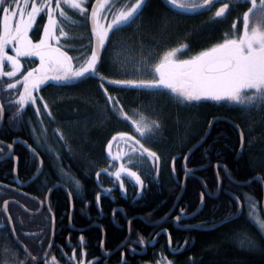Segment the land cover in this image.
Returning <instances> with one entry per match:
<instances>
[{
    "label": "trees",
    "instance_id": "16d2710c",
    "mask_svg": "<svg viewBox=\"0 0 264 264\" xmlns=\"http://www.w3.org/2000/svg\"><path fill=\"white\" fill-rule=\"evenodd\" d=\"M131 1L133 0H130V2ZM37 2H39V0H37ZM91 2L92 0L86 5L88 10ZM112 2L116 8H119V6L124 4L125 0H112ZM230 5L231 7L234 6L227 13L228 17L226 19H213V16H211L208 20H204L196 16L178 17L167 12L160 0H146L141 13L136 18L139 21L137 24L141 26V30H143L140 37L143 39L148 38L150 42H155L153 46L161 42L165 44L171 41L179 42L185 39L189 46V52L194 53L205 47L221 42L224 38V34L230 32L229 23L232 24L234 20L233 17L237 16L243 9V6L241 7L237 2H230ZM65 10L76 23L74 24L70 20L60 18L65 31L68 32L69 35L68 37H61L57 46L61 47L62 44L64 51H67L68 54L74 58L86 57L90 55L92 46L88 18L81 16L67 6H65ZM106 15L109 18L110 14L106 13ZM46 18V14L37 16L36 22L33 24L31 31H29V35L32 38L37 39L41 36ZM126 27L127 26H125V28ZM58 34L57 32V35ZM135 35L137 36V32ZM164 41L166 42L164 43ZM32 60L37 63V59ZM102 60V75L107 76L111 80L118 79L114 76L117 75V73L108 65L103 56ZM78 63L79 61L74 60V64ZM89 79L84 80L80 85L75 84L76 86L70 89L64 87V92L68 91V95H64V92L62 95H59L60 91H54L50 87L49 89L48 87L45 89L46 85L57 86L56 84L58 81L55 80L47 81L39 90L40 93L49 90L48 96L44 97H47L49 101L54 104V122H63V114L66 110L69 116L68 120L76 126L69 131L64 126L61 127L62 124L60 123L61 126L58 125L56 129L63 132V141L60 142L56 139L59 142L56 141L54 148L60 153L65 162L63 165H60V167L62 169H70L68 172L70 175L79 179L84 190H88L89 187L93 188V185H90L92 181L90 162H95L99 159L102 141L105 135L110 131L111 126L108 123L115 118L116 114L114 106L113 108L110 107L108 110L106 102L102 99V94L99 89L101 83L100 78ZM7 83L11 82L7 81V79H3L2 82H0L2 86ZM18 88L22 90V85L18 86ZM109 88L111 91L110 85ZM126 90L128 92H123L120 98L129 113H134L138 116V113H145L148 115L150 111L158 114L160 117L162 137L160 139L158 138L156 146L162 156L163 162L159 176H155L151 166L148 165V173L143 176L144 189L141 196L136 199L134 203L118 197L116 204L123 205L128 216H136L132 219L130 225L131 239L137 238L138 236L148 239L150 238L148 234L154 233L159 227L166 228L167 234L165 232L159 234L158 239L148 248L144 255L133 254L130 256L123 250L125 256L120 258V251H118L115 255L117 258V262L115 263L125 264L126 262V264H139L144 261L155 263L167 259L172 261L173 264H264V237L255 224L250 221L248 217V206L246 208V206L243 205L244 209L241 212L237 207L236 200L227 193L223 192L215 199L205 197L204 206L194 219L196 224H201L205 221V224L209 226L212 224L215 225L225 218L233 216L238 211L240 212V214L227 222L223 221L210 229H202V227L176 229L171 219H167L155 225L157 224L155 222L170 210L180 191L179 184L175 182L171 175L170 164L175 165L176 173L180 172L179 163L182 153L186 148H190V145L204 132L207 113L205 108H196V110L176 108L172 103H168L162 97L152 95L154 92H152L151 95H145L143 89L133 87L127 88ZM0 92L2 99H14L15 97L14 90H5L3 88ZM5 95H8V97H5ZM113 101L114 105L117 106L115 97ZM37 102L39 105L40 103L38 100ZM94 105L102 107L106 114L105 118L107 123L92 124L94 117L97 115ZM14 106L15 108L18 107V105L15 104ZM30 106L31 105L26 106L24 110L29 109ZM26 114L27 113L22 112L21 115L24 117V126L27 123V117H34L33 113ZM19 122L21 121L19 120ZM19 122H17V125ZM44 122L49 123L48 118L44 117ZM84 122L87 123L85 127H83ZM116 125L117 121L114 119L112 126L114 127ZM221 128L224 129V136L212 140L210 143L212 149L210 156L213 158H217V156L223 158L233 179L237 181H245L253 177L254 172H263L262 165L260 164L264 162V157L261 158L259 154L256 155L254 152H249L246 155L244 152L237 154L238 136L235 129L229 123H216L212 127L206 141L211 139V137L214 136L213 134L217 133ZM13 130L7 127L6 131L13 136ZM164 136L165 138L163 139ZM64 148L69 149L65 154L63 151ZM260 148H262V146H260ZM218 152L220 153L218 154ZM212 157L211 159H213ZM187 163L192 166L197 164L205 165V140L192 151L191 155L188 157ZM85 172L89 176H85ZM199 174L201 180L205 184V167ZM65 181L68 183V180ZM226 184V187L240 196L241 192H239L236 185L228 181H226ZM69 186L73 192V187L71 185ZM250 187L252 189L250 196L252 199L254 198L261 212L263 192L259 184L251 185ZM203 191V185L199 180L193 177L188 178L181 199L178 206L174 209L173 214H175L178 209H185L186 212H189L197 208L200 204V194L203 193ZM37 195L41 196V194ZM8 196L14 195L9 194ZM3 198L4 197L0 196V264H20L21 261L25 262V264H33V261L25 255L24 251L16 244L11 236L6 218L1 211V202ZM104 198L106 199V204H110L111 201L106 197ZM51 200L53 202L52 209L56 219L55 237L60 245H57L55 247L56 250H52L46 259L40 261V264H47L52 256L56 257L58 264H69L68 256L64 257L60 250L61 247L68 250L65 242L66 234L64 233L67 230V219L69 214L68 198L63 190L55 189L52 192ZM242 202L244 203V200H242ZM8 209L17 238L33 256H41L46 248L50 235L51 223L49 216L47 214H42L31 217L12 204ZM76 220L79 221V217L77 215L76 205H74L71 222L76 224ZM80 220L82 222L85 221L82 217H80ZM125 222V220H121L120 223L122 224V228L118 229L113 227L109 219H107L103 225L105 230L104 245L106 247L110 245L116 246L124 239L126 234ZM169 234L171 237V245H169ZM245 236L253 239L256 242V246H240L237 240L240 237L244 239ZM100 237L101 232L99 228L96 227L90 230L88 234V241L91 244L90 252L96 254ZM91 256H94V254ZM71 264H73L72 261ZM98 264L102 263L99 262Z\"/></svg>",
    "mask_w": 264,
    "mask_h": 264
},
{
    "label": "snow or ice",
    "instance_id": "6c2138e0",
    "mask_svg": "<svg viewBox=\"0 0 264 264\" xmlns=\"http://www.w3.org/2000/svg\"><path fill=\"white\" fill-rule=\"evenodd\" d=\"M89 2L90 0H39V2L37 0H22V2L21 0H0V78H15L20 73L19 79L3 85L5 90L15 92L14 99L7 101L9 105H18L13 119L20 117L26 106L36 105L38 99L43 101V97L34 95V92H39L41 86L47 81H78L89 75L99 76L100 52L109 41L110 34L133 23L141 13L146 0H134V2L125 0L119 8L115 7L112 0H96V3L92 4L90 14L86 7ZM247 2L250 7L242 14V28L234 22L230 32L224 34L221 42L186 59H178L177 53L186 51L189 47L187 44H181L177 48L165 51L153 66L144 64L142 69H136L137 73L141 71L150 73L152 79L108 80V83L137 89H167L182 104L211 99L247 109L258 105L264 106V0H247ZM164 3L171 10L179 12H194L198 9L211 11L219 3L220 6L216 8L213 19L223 18L230 11V2H222V0H164ZM65 6L91 21L94 43L91 46L90 55L86 57L74 58L62 47L57 46L61 37L69 35L60 18L76 23L68 15ZM42 13L47 15V23L43 26V35L34 42L29 36V30L36 22L37 16ZM106 13L111 15V19H108ZM10 44L13 45L14 55L8 54L7 49ZM30 56L38 57L40 63L37 67L22 73L20 58ZM74 60L79 63L74 64ZM5 62L10 65V71H4ZM99 78L102 81L100 86L103 88V81L107 78L103 76ZM20 85L22 90L18 88ZM104 91L107 93V89ZM108 99L112 101L113 98L109 96ZM43 108L51 116L47 102L43 103ZM114 110L131 121L140 138L127 132L116 133L108 142L109 166L114 171L110 172L108 168H104L96 175L97 179L102 173L108 175L113 179L114 185H118L120 191L126 193L125 181L122 177H126L141 189L144 185L141 175L133 170L134 166H138L145 158H150L158 165L160 157L155 151L145 147L141 140L151 139L154 132L160 128V124L156 120L148 119L143 113H138V118L133 119L123 111L122 106L114 105ZM3 112L4 105L0 104V118ZM36 113L40 115L39 107L36 108ZM56 131L59 132V130ZM60 135L63 138L62 134ZM115 141L126 145L127 150L114 153L112 145ZM7 147L11 148V145ZM32 151L35 153V149ZM0 155L6 154L0 152ZM116 162H119L118 166ZM69 179L74 180L72 177ZM74 183L78 188L79 181ZM112 190L104 189L108 193ZM96 199L99 203L100 193H97ZM234 199L239 200L238 197ZM246 199L250 201V220H253L264 234V220L259 218L255 202H252L250 197ZM8 203L9 201H4L5 211H7ZM203 203L204 194L201 193V204ZM183 216L182 209L181 215L176 217V222H179ZM232 218L234 217L225 218V222ZM80 240L83 241V236ZM136 243L143 245L145 241L140 238ZM244 243L249 247L256 246V242L248 236L242 240V244ZM169 245H171L170 234ZM25 253L33 264H40V260L27 253V249ZM75 255L73 250L72 256L68 257L69 264L75 259ZM20 264L25 262L21 261ZM47 264H58V261L55 256H52ZM91 264H98V261H93ZM167 264H173V262L169 260Z\"/></svg>",
    "mask_w": 264,
    "mask_h": 264
},
{
    "label": "flooded vegetation",
    "instance_id": "af4514ba",
    "mask_svg": "<svg viewBox=\"0 0 264 264\" xmlns=\"http://www.w3.org/2000/svg\"><path fill=\"white\" fill-rule=\"evenodd\" d=\"M21 2H22V0H21ZM222 2H228V1L222 0ZM239 5L241 7L243 6V9L240 11V13L237 14V16L233 17L234 20L233 19L232 20H233V23L234 22L237 23L239 28H242V14L245 10H247L248 7H250V4L247 2V0H241L239 2ZM219 6H220V4L217 3L215 5V7H213L211 9V11H207V12L202 13L200 15H196V17H202V16L206 17V16H209L210 14H212V16H213L216 8H218ZM232 7L230 5V10L232 9ZM166 10L170 14L175 15V13L170 12L168 9H166ZM42 14H46V13H42ZM176 16H178V15H176ZM227 17H228V14L221 19H226ZM233 23L232 24L229 23L230 29H231ZM186 41L187 40L182 39L179 42L172 43L170 46H167L168 44H166L164 47H161L162 50L154 49V51H155L154 55L157 54L160 58L165 51L170 50L171 48H177L181 44H188V43H186ZM208 47H210V46H208ZM208 47H205V48H208ZM12 48H13V45L10 44L8 46V49H7L8 53L13 54ZM205 48H203V49H205ZM203 49H201V50H203ZM201 50H199V51H201ZM158 51H160V53H158ZM199 51L191 53V52H189V49L187 48L186 51H182L180 53H177L176 58L186 59L189 56H191V55H193ZM179 57H183V58H179ZM159 58L157 59L156 62H158ZM102 63H103V60H101L99 66H98V73H99V76L106 77L107 79L103 81V88L101 86L99 88L101 94L106 96L110 92L113 93L115 100H116V104L118 102L117 107L122 106L123 111L126 112L129 116L130 113L128 112L127 108L125 107V104L123 102H121L120 95H123V92L125 93V91H127L126 90L127 88H133V87L126 86V85L118 86L119 84L108 83V80H111V79H109L105 75H102V71H101ZM106 69H108V68H106ZM10 70H11L10 65L7 62H5L4 71H10ZM99 76L89 75L84 80H87L89 78H91V79L92 78H98ZM15 78H17V77H15ZM15 78H9L8 79V77H4V79H7V81H9V82H14ZM17 79H19V78H17ZM0 80H1L0 82H2L3 79L0 78ZM84 80L78 81V82L77 81L57 82V84H56L57 86H55V85L47 86L46 85L45 89H47V87H48V89H49V87L52 88V90H54L55 88L56 89L64 88L65 85H67V84L80 85V84H82V82ZM112 80H120V79H112ZM90 81H92V80H90ZM101 83H102V81H101ZM101 83H100V85H101ZM109 85L111 87V91H110ZM1 89H3L2 84H0V90ZM104 89H107V94L105 93ZM153 92L154 93L152 95H154V96L158 95V96L162 97L168 103H172L176 108H180V109H184V110H186V109L187 110H196V108L197 109L205 108V111L207 113V117L205 120L204 132L208 128L210 121L213 118H220V117L227 118V119L231 120L232 122H234L239 127L241 134H239V131L234 127V125L229 120L215 119V121L211 124L210 130H209L207 136L205 137V165H203V164H197L194 166L189 165L187 163V160H188V158H187V160L185 162V168H183L182 161H183V158L185 156L187 149L189 148L188 147L182 153V157H181V160L179 163V168H180L179 171L180 172L176 173L174 164L173 165L170 164V168H171V175L173 176V179L175 180V182L177 184H179L180 189H181V183H182L183 177H185V183H186V180L188 178H192V177L196 178L197 180H199L201 182L202 180H201L199 172L205 167V180L207 181V184L205 181V187H206L207 191L206 190H205V192L203 191L204 198L207 197L209 199H215L223 192L227 193L233 199H234V197H238V198L240 197L241 199L239 198V200H237V199H234V200H236L237 207L242 212V210L244 209L243 205H245L247 207V202H249V200L246 198L250 197L252 199V197L250 196V194H251L250 192H252V189L250 186L259 184V187L261 188V190L263 192L262 184L260 181H258L256 179L250 181L249 183H247L245 185L236 184V182H240V181L233 179L229 168L227 167V165L223 161V158H221L220 156H217V158L216 157L213 158L212 156H210V152L212 150L210 147V143L212 142V140H215L218 137L224 136V132H223L224 129L223 128L219 129L217 131V133H214L213 134L214 136L212 135L213 137H211V139H208L206 141V138L208 137V135L210 134V132L212 130V127L216 123H229L235 129L237 136H238L237 154H241L244 152L246 155L249 152L250 153L254 152L256 155L259 154V156H261V158L264 157V106L258 105L254 108L247 109V108H244L241 106L230 104V103L225 102V101H214L211 99H204V100H201L198 102H192L190 104H182L176 99L175 95L170 93V91L167 89L153 90ZM48 94H49V90L48 91L45 90L44 93H39V97L42 96L43 101L40 102V100L38 99V101L40 103L39 105L37 102L36 105H31L29 109L23 111V112L27 113L26 115H28V113L34 114L33 118L27 117V121H26L27 123L25 124V126L23 124V118L24 117L20 116L16 119H13L14 113L16 112V108H15L14 104L9 105L7 103V101L9 99H2L0 96V101L4 105L3 123L0 126V152H2L3 154H6V155H0V158H2V159H0V196L4 197L2 199V202L5 200H8V199H12V200H15L17 203H19L21 206H23L25 209H27L29 211H36L40 208L41 209L40 213H38L36 215H31L28 212H26L25 210H23L22 207L16 203H10L8 205V208L11 204L16 206L20 211H22L23 213H25L31 217L39 216L42 214L43 215L47 214L49 216L50 223H52L51 214L53 215V217H54V238H53V242L51 244V247H50V250L48 253V255H49L52 250H54V251L56 250L55 247L57 245H60L58 240H56V237H55L56 219H55V215H54V212L52 209V206H53V204H52L53 202L51 200L52 192L55 189L63 190L66 193V196L68 198V194H67L66 190L60 185L55 186L50 192H49V189L52 185H54L56 183H61L68 188V190L71 194V198H72V206H73L72 212H73L74 205H76L77 215L79 217V221L76 220L77 221L76 224H73L71 222V219H70V222H69V219H67V230L64 233L66 234L65 242L67 244L68 250H66L64 247H61V249H60L62 251V255L64 257L65 256L71 257L73 254V250H75L76 255H75V259L72 260L73 264H91V262H93V261H98V263L101 262L102 264H116L115 262H117V258L115 257V255L118 251H120V258H123L125 256V253L123 250H125L127 255H130V256H132L133 254L144 255L147 252L148 248L151 247V245L153 243H155V241L158 239L159 234H162L164 232L167 234V229L159 227L154 233H149L148 235L150 236V238H148V239L143 238V240L145 241V244L141 245L139 243H136V241H138L141 237L138 236L137 238L131 239L130 225H131L132 220L129 223V230L130 231H129V237H128L126 243L115 253H113L109 256L103 255V251L104 252L111 251L114 248H116L126 238L127 233H128V220L131 216H128L126 214V212L124 210L125 207L123 205L116 204L117 203L116 200L118 199V197H120L122 199L129 200L130 202L134 203L136 201V199H138L141 196V193L144 189V185H143V188L141 189L139 186L134 185V183L129 181L126 177H122L125 181V188L127 190L126 193H122L120 191L118 185H114L113 179L111 177H109L108 175L102 173L100 175L99 179H97V175H96L97 172H100L101 169H104V166H105V168H108V166H109L108 153H107L106 149L101 148V153H104L105 155H107V157H106L107 159L105 161L100 156L99 159H97L95 162H90V170L92 172V177H91L92 181H91L90 185L92 184L93 188L89 187L88 190H84L83 185L80 182H79V187L77 188L75 186L74 181H79V179L77 177L70 175V173L68 172V170H70V169L67 170L65 168L62 169L60 167V165H63V163H65V162H64V159L61 157L60 153H58V151H56L54 148V145L57 141L56 139H58L60 142L63 141V139L61 138V135H60L63 132H60V131L57 132L56 131L57 130L56 127L58 125H60V123L54 122L55 117L53 116L54 115L53 106H51V102L49 101V99L47 97L46 98L44 97V96H48ZM5 97H8V95L7 96L5 95ZM44 98H45V100H44ZM44 102L48 103L49 110L51 111V116H49L47 114V112L44 110V108H43ZM107 102L109 104V105H107L108 110L110 109V107L113 108L114 101L112 100V101H107ZM37 107L40 108V115L39 116L36 113ZM115 112H116V114H115L114 119L117 121V125L114 127L112 126V122L114 119L108 123V124H110L111 127H110V131L105 135L104 139L107 138L109 141L118 132H127L130 135H137V138L139 139L140 137L135 132L131 121L125 119L122 115H120V113L118 111H115ZM144 116H146L150 120H156L160 124V128L154 132L153 137L151 139L141 140V142L145 144V147H148L152 151H155L157 153V155L160 157V159H159V162L157 165L150 158H145L143 161H141L139 163L138 166L133 167V170L137 171L141 175L142 180H143V176H145L146 173H148V170H147L148 165L151 166V168L153 170V174L155 176H159L160 171L162 169V162H163L162 156L160 155L158 148L156 146L157 145L156 142H157L158 138L160 139L162 137L161 119L158 116V114L152 113L150 111H149L148 115H146L144 113ZM44 117L48 118L49 123L44 122ZM134 117H135V119L138 118V116H134ZM19 120L21 122H19ZM17 122H19L18 125H17ZM7 127H10L11 130L14 129L13 130V136H11L10 133L6 131ZM62 131H63V129H62ZM204 132L190 145V147L201 138V136L204 134ZM164 138H165V136L163 137V139ZM59 141H57V142H59ZM24 143H27V145H29L31 148L35 149V153H33ZM113 143L121 144V146L126 147V145H122V143L119 141H115ZM9 144L12 145L10 153H9L10 148L7 147ZM107 145L108 144H106V146ZM260 146H262V148H260ZM126 150H127V147H126ZM63 151L65 154L66 151L67 152L69 151V149L64 148ZM113 152L115 153L116 151L113 150ZM219 153L220 152H218V154ZM211 157L213 159H211ZM171 162H172V160H171ZM116 163L118 166L119 162H116ZM15 164H16V178L17 179H15L14 175H13ZM260 165H262L263 172H254L253 176L260 175V177L264 181V162H261ZM39 168H40V172H39L38 176L34 180H32L31 182H28L30 180V178L32 176H34V174L39 170ZM108 169L110 172L112 170H114L111 167H109ZM84 174H85V176H89V175H87L86 172ZM178 174H179V176H178ZM69 177L74 178V180L69 179ZM65 180H68V183ZM226 181L231 182L232 184L237 186V188L239 189V192H241L240 196L237 195L236 193H234L228 187H226L227 186ZM242 181H244V180H242ZM202 182H201V184H202ZM185 183H184V188H185ZM208 184L210 187L208 186ZM69 185H71L73 187V189H74L73 192H72ZM109 188L113 189L111 191V193L104 191V189H109ZM183 191H184V189H183ZM48 192H49V194L47 197V204H46L45 198H46V195ZM97 193H100L99 203H97V199H96ZM216 193H217L216 196H212ZM9 194H13L14 196H8ZM37 194H41V196H39ZM89 194H90V196H89ZM104 197L108 198L111 201L110 204L109 203L106 204V199ZM180 199H181V197H180ZM180 199H179V201H180ZM242 200H244L245 204L242 202ZM179 201H178V203H179ZM68 202H69V198H68ZM200 202H201V194H200ZM178 203H177L176 207L178 206ZM203 206H204V203H203L201 209L203 208ZM69 209H70V205H69ZM106 209H107V211H106ZM116 209H119V211L114 212V210H116ZM196 209L197 208H195L194 210H191L189 212H186V210L183 209L184 210V216L179 222H176V217L181 215L182 209H178L175 214H173L174 213V210H173L167 219H171V221L173 222V225L176 229H186L187 227L201 228V227L207 226L205 224V221H204V223L196 224L194 219L196 218L198 213L201 211V209H200L199 212L195 213V215H192ZM8 212H9V209H8ZM236 214L238 215V214H240V212L238 211L234 215H236ZM71 216H72V214H71ZM80 217H82L83 220H85V221L82 222L80 220ZM107 219H109V222L113 227L118 228V229L122 228V224L120 223V221L125 220L126 221L125 222L126 223L125 224L126 225V234H125L124 239L116 246L110 245V246L106 247L104 245V240H103V251H102V248H101L102 234H104V239H105V230L103 228V225L105 224ZM167 219H165V220H167ZM162 222H160V223H162ZM160 223H157L155 225H158ZM155 225H152V226H155ZM96 227L99 228V230L101 232V237H100L98 248H97V251L95 254V253L90 252V245L91 244L88 241V234L90 233V230H92ZM50 233H51V226H50ZM81 236H83V241L80 240ZM49 241H50V235H49V239H48L46 248L49 244ZM94 245H95V243H94ZM46 248H45V250H46ZM132 249H134L135 251H131ZM141 252H144V253L140 254ZM93 254H94V256H91ZM48 255H47V257H48ZM156 263L157 262L152 263V262L144 261V262L139 263V264H156Z\"/></svg>",
    "mask_w": 264,
    "mask_h": 264
},
{
    "label": "rangeland",
    "instance_id": "374dc122",
    "mask_svg": "<svg viewBox=\"0 0 264 264\" xmlns=\"http://www.w3.org/2000/svg\"><path fill=\"white\" fill-rule=\"evenodd\" d=\"M226 1L231 2V3L232 2L239 3L241 0H226ZM131 2H134V0ZM211 16H212V14H210L209 16H206V17L202 16L200 18L204 19V20L205 19L208 20ZM178 17L183 18V17H187V16H178ZM108 19H111V15L109 16ZM137 22H139V21L136 19L132 24H130L126 28L122 27L118 31L111 33L110 39L106 43V46L104 48L103 58H105V61L108 63V65L110 67H112V69L117 73V75H114V76L120 80H125V79H152L153 77L150 73H146L143 71L137 73L136 69H138V68L142 69L144 64H147L149 66H153L156 63L157 59L159 58V56L157 54L154 55V53H155L154 49L162 50L161 47H164L166 44H168L167 46H170L172 43H175L172 41L169 43H165L166 41H164L165 44H163V42H161V43H158V44L153 46V44L155 42L153 43V42H150L148 40V38L143 39L140 37L142 35L141 32L143 30H141V26H139L137 24ZM46 23H47V18H46ZM123 28H125V29H123ZM31 29L29 31H31ZM136 32H137V36L135 35ZM42 35H43V30H42L41 36ZM40 37L37 39H34L30 36V38L34 42L39 40ZM151 41H152V39H151ZM53 43H55V41H53ZM61 47L63 48L62 44H61ZM12 49H13V54L8 53L9 55L15 54L14 48H12ZM158 53H160V51H158ZM179 58H183V57H179ZM32 59H37V63H35ZM20 60H21V65H22V68H21L22 73L27 72L31 68L37 67L40 63L39 58L34 57V56L21 57ZM16 77L20 78V73H18ZM2 79H4V77H2ZM113 84H115V83H113ZM75 86H76L75 84H67V85H65V88L70 89V88H73ZM118 86H121V85H118ZM57 90L60 91L59 95H62L65 89H63V88H58V89L55 88L54 89V91H57ZM153 90L154 89H143V92L145 95H151ZM39 93H40V91L34 92V95L39 97ZM64 95H68V91L64 92ZM109 96H111L114 99V95L111 92L109 94H107L106 96L102 95V99H104V101L106 102L107 105H109L107 102V101H109V99H108ZM62 97H61V99H62ZM53 105L54 104H52V102H51V106H53ZM94 109H95V113H97V115L94 117L92 124H99V123L105 124V123H107L106 118H105L106 114H105L104 110L102 109V107L101 106L99 107V105H97V106L94 105ZM67 114H68V112L65 110L64 114H63L64 121L63 122L60 121V123L62 124V126L61 125L60 126L61 127L64 126L67 130L70 131V130H72V128H74L76 126H75V124L73 125V123L68 120L69 116ZM129 116L132 117L133 119H135L134 116H136V115L134 113H130ZM70 123H72V124H70ZM85 126H87L86 122H84L83 127H85ZM108 142L109 141L107 138L102 141V148L106 149L107 153H108V145L106 146V144H108ZM113 150H115V151L126 150V147L121 146V144L113 143L112 151ZM100 156L102 159H104L106 161L107 155H105L104 153H101ZM109 167L110 166H108V168ZM104 168H105V166H104ZM112 171H114V170H112ZM251 201L255 202L254 198L251 199ZM247 203H248L247 204L248 208L247 207L246 208L250 211V201ZM255 204H256V212L259 215V218L264 220L260 210L258 209V205L256 202H255ZM248 217H249V212H248ZM250 221H252L255 224V226L258 228V230L261 232L258 225L253 220H250ZM261 234H262V232H261ZM262 235L264 237V234H262ZM242 240H244V239H242L240 237L237 240L238 244L240 246H246L247 245L246 243L242 244ZM167 261H169V260L164 259V260L158 261L156 264H167Z\"/></svg>",
    "mask_w": 264,
    "mask_h": 264
},
{
    "label": "water",
    "instance_id": "95a60500",
    "mask_svg": "<svg viewBox=\"0 0 264 264\" xmlns=\"http://www.w3.org/2000/svg\"><path fill=\"white\" fill-rule=\"evenodd\" d=\"M160 2L162 3V5L166 8V9H168L170 12H172V13H175L176 15H180V16H196V15H200V14H202V13H205L206 11H202V10H196V11H194V12H179V11H174V10H171L170 9V7L169 6H167L165 3H164V0H160ZM94 3H96V0H93V2H92V4H94ZM92 4H91V6H90V9H89V14H90V11H91V7H92ZM88 22H89V27H90V31H91V21H90V19H88ZM92 35V34H91ZM92 43H94V39H93V37H92ZM100 56H101V58H102V50H101V52H100ZM101 61V60H100ZM99 64H100V62H99ZM99 64H98V66H99ZM79 81V80H78ZM0 104H2L1 103V101H0ZM215 119H225V120H229V119H227V118H224V117H220V118H213L211 121H210V124H209V126H208V128L206 129V131L204 132V134L201 136V138L197 141V142H195L188 150H187V152L185 153V156H184V158H183V161H182V166H183V168H185V162H186V160H187V158H188V156L192 153V151L196 148V147H198L204 140H205V137L207 136V134H208V132H209V130H210V127H211V124L215 121ZM233 125H234V127L239 131V134H241V131H240V129H239V127L234 123V122H232L231 120H229ZM2 123H3V116H2V118H0V126L2 125ZM31 151H32V149L33 148H31L29 145H27V143H24ZM9 145H11V144H9ZM11 148H12V145H11ZM11 148H10V150H9V153L11 152ZM33 152V151H32ZM8 153V154H9ZM7 154V155H8ZM0 159H2V158H0ZM39 172H40V168H39V170L34 174V176H32L31 178H30V180L28 181V182H31L32 180H34L37 176H38V174H39ZM13 175H14V178L15 179H17L16 178V164H15V167H14V173H13ZM254 179H256V180H258V181H260L261 182V184H262V186L264 187V181H263V179L260 177V175H255V176H253V177H251V178H249V179H247V180H245V181H240V182H236V184H238V185H245V184H247V183H249L250 181H252V180H254ZM27 182V183H28ZM202 182V181H201ZM184 183H185V177H183V180H182V183H181V189H180V191H179V193H178V196L176 197V199L174 200V203H173V205L171 206V208H170V210L161 218V219H159L157 222H155V223H160V222H162V221H164L165 219H167L169 216H170V214L172 213V211L174 210V208L176 207V205H177V203H178V201H179V199H180V197H181V195H182V193H183V189H184ZM57 185H60V186H62L65 190H66V192H67V194H68V198H69V205H70V209H69V214H68V219H69V222H70V219H71V214H72V198H71V194H70V192H69V190H68V188L65 186V185H63V184H61V183H56V184H54V185H52L51 187H50V189H49V192L55 187V186H57ZM202 185H203V188H204V192H205V190L207 191V189H206V187H205V184L202 182ZM49 192L47 193V195H46V198H45V202H46V204H47V197H48V194H49ZM217 195V193L216 194H214V195H212V196H216ZM6 201V200H5ZM7 201H9V203H8V205L10 204V203H16V204H18L19 206H21L19 203H17L15 200H12V199H8ZM8 205H7V211H5V208H4V201L2 202V204H1V210H2V212H3V214H4V216H5V218H6V220H7V224H8V226H9V230H10V232H11V236H12V238H13V240L16 242V244L24 251V253H25V249H27L26 247H25V245L17 238V236H16V234H15V231H13V224H12V220H9V217H10V215H9V212H8ZM202 205L203 204H201V202H200V204H199V206L197 207V209L194 211V213H197V212H199L200 211V209H201V207H202ZM22 207V209L23 210H25L26 212H28L29 214H31V215H36V214H38V213H40L41 212V209L39 208L38 210H36V211H29V210H27V209H25L23 206H21ZM193 213V214H194ZM261 213H262V215H263V217H264V192H263V195H262V200H261ZM192 214V215H193ZM237 215V214H236ZM236 215H234V216H232V217H235ZM134 217H136V216H132V217H130L129 218V220H128V233H127V236H126V238L116 247V248H114L113 250H111V251H106V252H104L103 251V240H104V234H102V238H101V248H102V251H103V255L104 256H109V255H111V254H113V253H115L116 251H118L125 243H126V241H127V239H128V237H129V223H130V221L134 218ZM51 218H52V223H51V233H50V241H49V244H48V246H47V248H46V250L44 251V253L40 256V257H37L40 261H43L46 257H47V255H48V253H49V250H50V247H49V245H51L52 244V242H53V238H54V217H53V215L51 214ZM223 221H225V219L223 220ZM223 221H221V222H223ZM221 222H218L217 224H212V225H209V226H205V227H202V229H210V228H213V227H215L216 225H219ZM27 253H29L32 257H35V256H33L29 251H28V249H27ZM144 252H141L140 254H143ZM25 255H26V253H25ZM28 258H29V256L28 255H26Z\"/></svg>",
    "mask_w": 264,
    "mask_h": 264
},
{
    "label": "bare ground",
    "instance_id": "6f19581e",
    "mask_svg": "<svg viewBox=\"0 0 264 264\" xmlns=\"http://www.w3.org/2000/svg\"><path fill=\"white\" fill-rule=\"evenodd\" d=\"M263 187V186H262ZM263 192H264V187H263Z\"/></svg>",
    "mask_w": 264,
    "mask_h": 264
}]
</instances>
